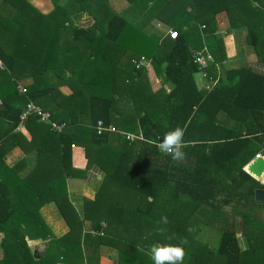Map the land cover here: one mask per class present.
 <instances>
[{
	"label": "trees",
	"instance_id": "obj_1",
	"mask_svg": "<svg viewBox=\"0 0 264 264\" xmlns=\"http://www.w3.org/2000/svg\"><path fill=\"white\" fill-rule=\"evenodd\" d=\"M10 1L15 11L8 13L20 24L17 29L11 26V41L14 35L18 38L15 51L8 52L0 37V74L6 81L0 89V264H95L96 259L83 250L99 243L120 250L118 264H153L151 246L180 244L177 230L203 210L222 230L221 241L214 252L207 245L193 250L183 244L191 253V260L184 264H213L216 257V264H264V202L255 200L256 191L264 189V184L244 171L264 150V74L254 67L232 69L206 93L197 88L195 75L202 69L193 58L194 52L206 45L214 60L222 61L223 43L216 27L220 13H228L234 23L239 14L251 9L253 16L263 19V11L250 0H229L239 6L227 5L226 0H126L129 7L120 14L103 6V0H52L54 9L43 13L28 0ZM104 1L109 5V0ZM176 1L186 5L180 15H174L170 7ZM244 1L249 9L243 8ZM85 13L92 18L90 26L80 22ZM156 20L177 30L179 38L173 40L169 30L163 32L158 23L155 25ZM244 20L251 22L250 18ZM242 28L263 56L264 25ZM22 33L36 36L37 42L30 40L29 45L20 38ZM165 50L166 58L160 60L158 54ZM23 52L29 76L40 83L39 87L34 82L28 85L26 95L18 92V80L13 81ZM38 55L44 60L36 69L31 59ZM142 57L158 68L166 63V81L173 89L160 106L143 105L142 77L147 76V67L138 70L133 64ZM211 66L215 70L214 64ZM52 80L69 86L71 95L59 94ZM29 101L49 111L55 122L66 123L65 131L56 134L49 125L31 117L24 127L41 134L28 142L18 126ZM69 105L71 120L61 118ZM82 115L88 118L80 121ZM99 121L115 126L120 133L99 135ZM177 126L186 130L188 142L183 164L172 161L157 147L164 134ZM126 133L142 134L144 140L129 142ZM19 145L29 155L22 162L23 170L9 168L5 161ZM76 148H86L89 164L85 170L74 166ZM94 170L105 174L103 182L108 185L103 183L96 200L86 202L83 217L96 220L93 229L102 236L85 233V219L70 202L68 192L69 179L87 180ZM105 195L109 196L106 200ZM131 195H137V203ZM53 202L69 227L60 238L41 213L43 206ZM163 216L177 228L169 230L161 222ZM102 220L107 224L105 235ZM113 227L121 228L118 235L110 233ZM124 234L130 237L125 236L121 245L118 241ZM39 240L46 242L42 257L33 249Z\"/></svg>",
	"mask_w": 264,
	"mask_h": 264
},
{
	"label": "crops",
	"instance_id": "obj_2",
	"mask_svg": "<svg viewBox=\"0 0 264 264\" xmlns=\"http://www.w3.org/2000/svg\"><path fill=\"white\" fill-rule=\"evenodd\" d=\"M32 1H34L35 3H33ZM50 1L52 2L51 4L53 5V9H54V3L52 0H50ZM226 1L228 2L227 5H232L234 3L235 5L239 6L238 2H230L229 0H226ZM250 1H251L250 4L253 5V7L258 6L261 9V11H263V13H264V0H250ZM14 2H17V1L15 0ZM28 2L30 3V5L33 8H35V10H38V11L44 13V11H42V8L45 4L43 0H28ZM14 5L15 4H13V2H11L10 0H0V23H1V20L6 19V18L8 19V16L10 15V13H8V12H10L12 10L15 11ZM249 7L250 6H248L246 4V2L244 1L243 2V8L246 10V9H249ZM32 10H34V9H32ZM2 11L4 12V14L3 13L1 14ZM254 14L255 13L252 11V9L249 12L241 13V14H239L240 16L238 15L237 20L234 23L230 19L228 13H226V12L220 13L216 17L217 31H218V27L220 25H222L223 20L229 21L230 27L227 29L225 40H224V38H221V36L218 35V32H217V37L220 39H223L222 40L223 54L221 56L222 61L219 63H217L215 61V63H214L215 70H211L212 66H210V68H208V70L198 71V73L195 75V82H196L197 88L200 91L210 93L212 91V89L217 85V83L220 79L225 80L227 78V74L232 69L237 70V69H241L242 67H254L256 70H258L259 72L264 74V54H263V56L258 55L257 49L250 42V41H252V42L254 41L253 38L251 37V35L248 34L247 29L242 28V25H247V24L261 25V26L264 25V18L261 19L259 17H255V16H253ZM247 18L251 19L250 23H248L244 20ZM233 25H236V26L241 27V28L232 27ZM161 40H163V39H161ZM20 43H21V41H20ZM205 47H207V46L205 45L204 48ZM207 49H208V47H207ZM166 54H167L166 50L162 54L161 53L158 54V55H160V60H165ZM161 68H158L157 64H155L152 61H150L148 67L146 68V70H147L146 74H147V78H148L147 89L152 91V93L150 95L153 94V96H155L156 94H158L159 95V98H158L159 101L157 103H155L154 100L151 102L148 99H146L145 103L143 104L144 106H147V107L160 106V104L162 103V101L166 97L165 94L171 93V91L173 89V86L166 81V77H165V73H164V69L166 68V63H164ZM26 79L27 80H26L25 84L31 83L30 81L32 78L30 76L27 77ZM52 81H54L56 83L55 80H52ZM5 82L6 81L2 78V76L0 74V89L2 88V86L5 85ZM144 83H145V81H144ZM17 84H18V86L19 85H25L24 83H21L19 81ZM52 84H53V82H52ZM64 87H66L65 92L63 90ZM57 88H58L57 92L59 91V92H61V94L65 95V96L71 95V89L69 86L61 85L60 87H57ZM64 93H69V94H64ZM116 101H119V100L117 99ZM1 102L2 101H0V103ZM120 113H123V112H121V110H120ZM126 116H128L127 113H126ZM126 116H124V117H126ZM60 117L61 118H68L69 120H71V106L70 105L66 108V110L62 114V116L60 115ZM117 117H118V115H117ZM117 117H116V120H117ZM76 118H77V116H76ZM78 118L80 121H84L88 118V116L82 115V117H78ZM88 121H89V119H88ZM134 123H137V122L135 121L128 126H132ZM128 126H126V127H128ZM21 131H22L21 133L24 135V137L27 139L28 142H31V140L34 138V135L38 136V138H39L40 134H41L40 132L34 133L31 130H29L27 127H23V130H21ZM16 150L19 152H22L21 153L22 158H20V160H18L16 163L10 162L9 164H7V163L6 164L9 166V168L13 169L16 166H18L20 170H23L25 168V166L23 165L24 163H22V162L29 155L25 154V151L23 150L21 145L14 147L8 153V155L5 159L7 160L8 157L11 159L13 152ZM86 156H87L86 148L74 149V156H73L74 166L77 168L85 170L89 164L88 158ZM92 156H94V155H92ZM253 160L251 162H253ZM20 161H21V163H20ZM248 165H246L244 167V171H246V168ZM29 166H30V164H29ZM27 169H25L23 173H26ZM93 169H91V170H93ZM91 174L92 175L89 176V178L87 180L86 179L85 180H81V179H74V180L69 179L68 180L69 200H70V202H72V204L74 205L76 210L78 212L80 211L79 212L80 216H82L84 214L85 206L87 205L86 202L96 200L98 190H99L100 186L104 183L103 182L104 178H105L104 173L99 172V171L97 172L94 170L93 173H91ZM108 197L109 196H107L105 198V200L108 199ZM101 199L104 200L103 197L100 198V200ZM54 204H55L54 202L53 203H47L45 206L42 207L41 213H42V216L44 219H46L45 215L48 216V212H46L47 206L50 205V207H52V206H54ZM60 218H62V217H60ZM61 223L65 227L64 232H58L54 228L52 229L51 226H49L47 224L50 227L52 233L58 238L64 236L69 231V227L65 223V221H63ZM2 238H3V235L0 234V260L3 258V250H2V246H1ZM101 246L103 247L106 245H101ZM106 247L109 248L110 246H106ZM92 248H93V246H90V245L84 246L83 252L88 253V254H92L91 253ZM33 249H34L35 255H36L35 251L38 250L39 252L37 255H41V257L44 256L46 254L45 253L46 242H44L42 240L41 241L40 240L35 241V243L33 244ZM102 264H103V262H102ZM105 264H118V263L111 261L110 259H107V260H105Z\"/></svg>",
	"mask_w": 264,
	"mask_h": 264
},
{
	"label": "rangeland",
	"instance_id": "obj_3",
	"mask_svg": "<svg viewBox=\"0 0 264 264\" xmlns=\"http://www.w3.org/2000/svg\"><path fill=\"white\" fill-rule=\"evenodd\" d=\"M43 1H44L45 4H44V6L42 8V11H44V13L51 12V10H53V5L51 4L52 2L50 0H43ZM32 2L35 3L34 1H32ZM105 5L111 6L114 9L115 12L121 14V13L125 12L128 9L129 2L126 1V0H109V5H108L106 3V1L103 0V6H105ZM93 6L95 8L97 7L95 3L93 4ZM68 7L71 10V6H68ZM170 7H171V10H172V13L174 12L173 13L174 15L179 14V13L182 12L183 9H186V5H184V3H182V2L181 3L180 2H177V3H175V5H172ZM189 10H191V7L189 8ZM2 13L4 14L3 11L1 12V14ZM196 13H198V10H196ZM191 14H195V12H191ZM100 16H101V14H100ZM70 17H71V15H70ZM80 22L83 25H85V26H90L93 23L92 18H89L86 13L83 14V15H81ZM14 23H15V21L13 20V18L10 15L8 16V19L7 18L6 19H3V20H1V23H0V30L2 29L0 31V37L2 36V38H1L2 45H3L4 48L7 46V51L10 50V52H13V51L16 50V49H14V45L15 44H17V46H18V38H15V35H14V38H12V41H15L16 43H11L12 42L11 41V35H10L11 26L14 25L13 27H15L17 29L18 25L20 24L19 22L15 23V24ZM58 23L62 24L63 23L62 22V19H58ZM157 23H158L157 27L159 29L163 30V32H167L170 29L169 26H167L163 22H160V21L158 22L156 20L155 21V25ZM229 25H230V22L229 21H227V20L224 21L223 20L222 25H220L218 27V31H217L218 32V35H220L221 38H224V40L226 38L225 36H226L227 29L230 27ZM7 31H9L8 34H6ZM22 34L20 35V38H23V40H25V42H29L30 43L29 45L32 44V42H30V40L35 39V41H36V36H32V38H31L29 36L26 37L27 36V33L26 34H23V35ZM23 46H25V43L23 44ZM20 54H22V53L20 52ZM41 56L42 55H38L35 59H31V64H33V66H35L36 69H39L40 68L39 67V62H40V66H42V63H43V60L44 59L42 57L41 58V61H40V58L39 57H41ZM25 58H27V56L25 55V52H23V58H22V60H19V62H17V65H16V70H17V73H18L17 78L13 77V81L18 80L19 82L24 83V84L26 83V80H27L26 78L29 77L28 75L30 74L29 71L26 68V64L28 65V61ZM29 70H32L31 69V66H30ZM37 75H38V73H36V76ZM143 80L145 81V83H144V86H142V88H143V96H142V98L145 99L144 96H146V99H148L149 101L152 102V100H154L155 103H157L159 101V99H158L159 96H158V94H156L155 96H153V94L150 95L152 93V91L147 89V87H148L147 86L148 78H147L146 75H144ZM30 82L31 83H27L25 85H19V86L17 84V90H19L20 88H26L28 90L27 92H29V86L28 85H31L32 82H34V84L39 87V84L40 83H36V82H38V80H35L33 78V79H31ZM52 82H53L52 86H55V87H60L62 85V84L59 83V81L58 82L56 81V83L54 81H52ZM45 87H46V84H44L43 88H41V89H44ZM63 90L65 92L66 87H64ZM6 93L7 94L9 93L7 87H6ZM60 93L61 92H59V94ZM26 94H28V93H26ZM64 94H69V93H64ZM118 100H120V99H118ZM126 111H130L131 112V109L128 108V109H126ZM21 130H23V128ZM21 153L22 152H19L17 150L14 151L11 159L9 157H8L7 160L5 159L6 160V163L7 164H9L10 162L16 163L18 160H20V158H22ZM20 163H21V161H20ZM104 185H108V184L104 183ZM136 196L137 195H131V199L133 198V201H136V203H137V200L138 199H137ZM106 197H107V195H105V198ZM111 197H112V195H111ZM124 199L125 200L128 199L127 194L124 196ZM131 205H133V203H131ZM126 206H128V208L130 210L132 209L130 207V204L129 203L128 204L126 203ZM46 212H48V216H46L44 214L45 217H46V219H44V221L47 220L46 223L49 226H51L52 229L54 228L58 232H64V228L65 227H64V225L61 222L65 221V219L64 218H60L61 215H60L59 209H57L56 204H54V206H52V207H50V205L47 206V211ZM80 217L83 220L85 219L83 217V215L80 216ZM95 221L94 220L91 221L90 219H85L84 220V231H85V233L89 232L90 235L102 236V234H96V231L93 229V225H94L93 223ZM102 221H103L102 227L104 228L103 233L105 235V229L107 228V224H106V220L105 221L102 220ZM164 225L167 226L169 230L171 228L173 229V226H174V230H175V228H177V224L175 225V222L174 221H170V220H168V223L167 224H164ZM119 226L122 228V224L121 225L119 224ZM128 226H131V224L129 225V223H128ZM132 226H134V224H132ZM121 228L116 229V228L113 227L110 230V233L111 234L118 235V233H120V232L117 231V230H121ZM181 230H182V232H180ZM177 231H178V234L180 236V239L179 240L180 241L187 240V244H185V245H187V247L189 249L192 248L193 250H197L198 248L201 247V245H207V246H209V250L214 252L216 250L217 246H219V243H220L221 237H222V230H220V227L219 226L215 225V220H214L213 216L208 211H206V210H203L200 214H198L195 217V219H193L191 222H188L187 224H185L183 226V228H180ZM126 234L122 235V237H120V239L118 241V242H121V245H124L125 244L124 243V238H125ZM126 237L129 238L130 236H126ZM99 244L96 247H94V245H93V248L91 250V253L92 254L85 253V254H88L89 255L88 257H90L92 255V257L94 258V260L96 259L95 264H102V262H103V264H105V260H107V259H110L111 261H114V262H117L118 261V259H119V251L120 250H118L115 246H110L108 248L106 246H103L102 247L101 244L100 245ZM38 252H37V254H38ZM190 252H193V251L190 250ZM196 253L198 254V252H196ZM190 254L191 253H189V252L187 253V256H186L184 262H188V261L191 260L190 259L191 258L190 257ZM86 257H87V255H86ZM217 258L218 257L215 258L214 263L212 262L213 264L219 263V259H217Z\"/></svg>",
	"mask_w": 264,
	"mask_h": 264
},
{
	"label": "built area",
	"instance_id": "obj_4",
	"mask_svg": "<svg viewBox=\"0 0 264 264\" xmlns=\"http://www.w3.org/2000/svg\"><path fill=\"white\" fill-rule=\"evenodd\" d=\"M169 35L173 40H176L179 38V32L177 30H173V29L169 30ZM193 58H194V63L199 65L202 70L209 68L211 64L215 63V60L212 54L207 49V47H205L203 50H196L194 52ZM133 64L136 67V69L139 70V69H142L143 67H147L149 65V62L147 61L145 57H142L140 60H134ZM0 66L1 67L3 66L1 61H0ZM18 91L20 92V94H23V95H26V93H28L27 92L28 90L26 88H20ZM31 117H36L41 123H45L49 125L51 127V130L56 134H62L67 128L66 123L60 124V123L55 122L53 120L52 114L49 111H45L41 106L37 105L36 103L32 101H29L24 111L20 115V124L18 126V131H20L24 127L25 123ZM97 131L99 135H102L105 132L120 133V130H118L113 125L105 126L103 121L98 122ZM125 135H126L127 141L129 142H134L135 140H140V141L144 140V137L142 134L126 133ZM256 159H264V150H261L260 152H258L253 161H255Z\"/></svg>",
	"mask_w": 264,
	"mask_h": 264
},
{
	"label": "clouds",
	"instance_id": "obj_5",
	"mask_svg": "<svg viewBox=\"0 0 264 264\" xmlns=\"http://www.w3.org/2000/svg\"><path fill=\"white\" fill-rule=\"evenodd\" d=\"M185 134L186 130L179 126L167 131L161 142L157 144L159 151L170 156L172 161L178 164L185 163L187 153L184 149L188 146V142L184 139ZM161 222L167 224L168 218L166 216L161 217ZM160 231L163 232V229ZM183 244H187V240L181 241L180 244H153L150 248V258L153 264H184L187 252L182 246Z\"/></svg>",
	"mask_w": 264,
	"mask_h": 264
},
{
	"label": "water",
	"instance_id": "obj_6",
	"mask_svg": "<svg viewBox=\"0 0 264 264\" xmlns=\"http://www.w3.org/2000/svg\"><path fill=\"white\" fill-rule=\"evenodd\" d=\"M209 154L213 152V146L210 145L208 147ZM248 171L257 181L264 184V181H260L257 178H264V159H256L255 161L251 162L249 166L246 168ZM255 200L257 202H264V189L257 190L255 193ZM38 250L35 251L37 254Z\"/></svg>",
	"mask_w": 264,
	"mask_h": 264
}]
</instances>
